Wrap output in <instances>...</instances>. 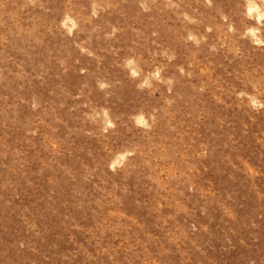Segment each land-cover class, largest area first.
<instances>
[{
    "label": "rangeland",
    "instance_id": "374dc122",
    "mask_svg": "<svg viewBox=\"0 0 264 264\" xmlns=\"http://www.w3.org/2000/svg\"><path fill=\"white\" fill-rule=\"evenodd\" d=\"M0 264H264V0H0Z\"/></svg>",
    "mask_w": 264,
    "mask_h": 264
}]
</instances>
